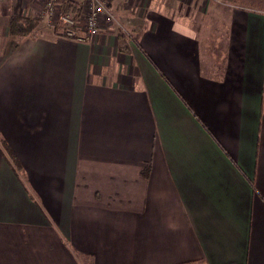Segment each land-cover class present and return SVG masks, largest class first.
Wrapping results in <instances>:
<instances>
[{"label": "crops", "instance_id": "0c3cea01", "mask_svg": "<svg viewBox=\"0 0 264 264\" xmlns=\"http://www.w3.org/2000/svg\"><path fill=\"white\" fill-rule=\"evenodd\" d=\"M106 1L128 42L0 0V264H264V0Z\"/></svg>", "mask_w": 264, "mask_h": 264}, {"label": "built area", "instance_id": "2783aa9c", "mask_svg": "<svg viewBox=\"0 0 264 264\" xmlns=\"http://www.w3.org/2000/svg\"><path fill=\"white\" fill-rule=\"evenodd\" d=\"M57 1L59 0H44L43 11L48 24H50ZM79 2L82 7L84 5L85 11L78 16H73L69 12L64 13L60 17L62 22L59 25L60 31L57 33L68 38L87 40L97 35L103 27L115 24L125 43L131 39L130 32L116 20L115 14L105 0H80Z\"/></svg>", "mask_w": 264, "mask_h": 264}, {"label": "rangeland", "instance_id": "374dc122", "mask_svg": "<svg viewBox=\"0 0 264 264\" xmlns=\"http://www.w3.org/2000/svg\"><path fill=\"white\" fill-rule=\"evenodd\" d=\"M77 1H80V0H77ZM64 0H59L57 1V3L55 4V9H54V13H53V16L51 17V20H50V24H48V22L46 21L45 19V15H44V0H41V2L39 3V6H38V12L36 14V17H29L28 16H25L26 14H15V15H12L14 17H17V18H20L21 19V23L24 24L25 22L23 21V19L27 18V19H31L33 21V27L30 29L29 32H26V34L24 35H12L10 34L9 32V35L11 36H14L16 38H19V37H22V36H25V35H28V34H36L38 32H40L41 30H44L45 29H48L50 30L51 32H54V33H57L58 31H60L59 29V25L61 24V16L66 13L67 11L64 10L63 8V5H64ZM105 2H107L105 0ZM108 3V2H107ZM82 11L84 12L85 11V7L83 5L82 9H81V12L80 14L82 13ZM113 12V11H112ZM114 13V12H113ZM115 14V13H114ZM116 20H117V16H116ZM118 21V20H117ZM119 22V21H118ZM24 27L27 26V24L25 23V25H23ZM116 26V29H117V33L118 35L120 36L119 38L121 40L124 41V38L123 36L120 34V31H119V28L117 25ZM0 139H2L1 135H0ZM3 140V139H2ZM4 141V140H3ZM0 146L2 147L1 143H0ZM3 150V154L5 155L6 159L7 160H11L9 155L6 153V151L4 150V148H2ZM15 169L17 171V174L20 175L21 174V170H20V165L18 163V166H15ZM37 196V195H36Z\"/></svg>", "mask_w": 264, "mask_h": 264}, {"label": "trees", "instance_id": "16d2710c", "mask_svg": "<svg viewBox=\"0 0 264 264\" xmlns=\"http://www.w3.org/2000/svg\"><path fill=\"white\" fill-rule=\"evenodd\" d=\"M64 5L63 8L65 11L69 12L71 15L73 16H78L81 12L82 6L81 3L77 0H64ZM23 21L27 24V26H23L25 25L21 23V19L14 17V16H10L9 17V28H8V32L12 35H24L26 34V32H29L30 29L33 27V21L31 19H23ZM0 143L2 145V148H4V150L6 151V153L9 155L10 157V162L15 165L18 166V162L16 160V158L14 157V155L12 154V152L8 149V147L6 146L5 142L0 139ZM146 173V170L143 172ZM186 264H199V262H189Z\"/></svg>", "mask_w": 264, "mask_h": 264}]
</instances>
